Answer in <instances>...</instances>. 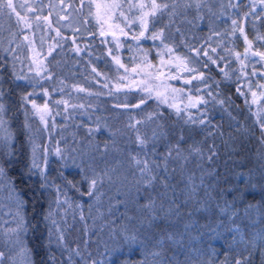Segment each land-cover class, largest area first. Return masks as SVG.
I'll return each instance as SVG.
<instances>
[{
    "label": "trees",
    "instance_id": "1",
    "mask_svg": "<svg viewBox=\"0 0 264 264\" xmlns=\"http://www.w3.org/2000/svg\"><path fill=\"white\" fill-rule=\"evenodd\" d=\"M51 2L43 0V13L55 25ZM67 2L79 23L60 29L41 87L54 96L82 84L88 91L73 96L85 103L87 117L76 108L55 118L46 135L60 155L52 154L43 173L33 169L32 140L43 143L45 132L30 116L0 27V113L12 138L0 142V169L23 203L30 264H106L109 253L113 264H264V215L257 212L264 213V73L248 70L259 60L239 61L243 34L264 53V3L236 0L229 18L219 20L233 31L230 42L203 52L211 32L194 0H155L167 11L149 16L145 30L133 22L129 31L134 10L128 4L123 18V2L112 33L97 20L93 0ZM161 33L163 43L152 39ZM173 56L188 58L194 80L168 83L183 102L204 100L179 113L144 82ZM248 81L261 93L257 107ZM63 153L75 170L63 172ZM108 174L118 176L112 186ZM58 191L67 201H55ZM107 232L115 243L100 240ZM0 264L11 263L3 256Z\"/></svg>",
    "mask_w": 264,
    "mask_h": 264
},
{
    "label": "rangeland",
    "instance_id": "2",
    "mask_svg": "<svg viewBox=\"0 0 264 264\" xmlns=\"http://www.w3.org/2000/svg\"><path fill=\"white\" fill-rule=\"evenodd\" d=\"M194 1L200 8L202 7V5L204 6V12H201V21H207V26H209L208 28L211 32L208 36L209 44L206 46V48L203 49V52H205V49H210L212 52H214L218 47L222 48L224 40L226 42H230V38H228L227 36L232 35L233 31L225 25H222L219 20L229 18V14L233 11L236 0ZM4 2L6 4L7 0H4ZM45 2H48V0H45ZM123 2L124 5L122 4ZM152 2L153 0H93L92 4L95 5V14L97 16V20L100 21L99 23L101 24V26L112 33L113 30L118 31L119 29V18L113 15L117 8L113 7V5H123V18H126V16L128 15L127 13L131 9L136 12L134 13L131 10L133 12V15L130 18L128 24L129 26L125 28L126 31H129V29L133 28V22L140 23L139 20L142 15L144 13L151 12ZM13 4L16 12H19L21 16H26L31 26L25 27L23 22H18V17L16 16V14L5 7L2 11H0V27L3 33H5L4 38L7 44L6 48L8 47L7 52H9L10 61L14 63L15 66L17 81L19 82V84H21L24 95L27 97L26 101L30 111V116L34 117V119L37 120V124L42 128V131L45 132V139L43 143L40 142L39 136L38 138L36 137L32 140L33 169H37V171L43 173L46 169L51 167L49 159L51 158L52 154L55 157L60 155L59 147H57L56 144L52 146L49 143V137H47L46 135L47 129L56 126L54 124L55 118L61 117L63 119H66V112H72L76 108H80L83 115H86L87 117V109L85 107V103L75 99V96H73V94L76 93L75 91H88L82 84L69 85L67 90L63 94L59 93L61 92L60 90H55L56 94L54 96H51V93H49L45 87H41V82L43 81V79L48 77L45 59L50 53H52L54 47L59 45L57 42H62V39L60 37V29L64 27L73 31L79 21L76 19V17H74L73 8L68 4L67 0H52V2L50 3L51 7L54 10V15L57 18V23H55V25H53L52 19L49 17V14L43 13V10L45 9V7L43 6V0H13ZM21 4L25 5V7L21 8ZM128 4L131 5L130 9ZM141 4L144 5L143 8L139 7V5ZM97 5L99 6V8H97ZM30 9H34V11H30ZM37 17L40 18L39 21H37ZM44 17H48V21H45L43 19ZM143 30H145L144 27ZM57 32H59V35H57ZM138 34L141 33L138 32ZM25 37H27V39H25ZM11 40L15 41V45ZM242 41L246 46V50L243 51L244 53L242 54V57L239 59V61L244 64L246 63V60H248L249 65L253 66L257 64V61L259 60L261 62V65H258L254 68H249L248 70H251L255 74L264 73V53L262 51L252 50L249 47L250 42L246 39V36H244V34L242 35ZM19 49L21 50L19 51ZM73 49L77 51L76 46H74ZM180 60L184 61V63L177 64V62ZM162 62L163 64H161L160 69H158V74L154 77L156 79H153L151 76L149 77V82L144 79V82L148 83V85L150 84L152 88H154L156 94L163 93V96H161L160 98L162 101L165 98L167 101L165 103L174 101L173 105H175V107H178L179 109L188 107L193 108L191 106L192 103L197 104L198 102L200 103V101H204L203 98L198 95L194 98L188 97V100L183 102L182 99L179 98L181 96V93H178V91L174 92L173 89L176 90V88H172L171 84L168 83H171L172 81H179L187 84V86L192 85L194 75L192 76L190 74L192 71H188L187 69L193 70V67L190 65L188 58L182 56L178 60L177 57L173 56L168 59H163ZM37 73H39V75ZM172 77H176V79H172ZM140 79H138V81H140ZM188 81L191 82L187 83ZM247 84H249L250 87V100H252L257 107L261 97V93L255 92L252 89V84L249 81ZM253 93H255V96H253ZM68 95H72L73 99H69ZM34 104L35 107H33ZM87 108H89V106H87ZM261 109L264 110V107H261ZM41 116H43V120L41 119ZM11 139L12 138L7 126V122L5 118L1 116L0 142H6L7 140L11 141ZM59 158L60 165H63L64 168L63 172H65L68 168L71 170H75L74 168H72L73 162H75L73 161V158L67 157L66 153H63ZM52 161L55 160L52 159ZM58 173L60 172L58 169H56L55 175L57 176ZM107 177L109 178L110 185L112 186V184H114L113 182H115L116 180L115 178H117L118 176H115L114 174H108ZM8 184L9 183L7 182V180H5L2 171H0V253H3V256H6L7 260L10 261L11 264H30L32 256H30V251L25 241L24 234L26 233L27 226L25 214L23 213V203L17 193L15 194V192L12 191L11 188H8ZM90 189H93L92 184L91 186H87V193L90 192ZM58 193H60V195L56 196L55 201H67L65 195L61 194L60 191H58ZM126 208L128 209V206H126ZM61 210L63 211L64 209ZM139 212L140 211L138 210L136 213ZM257 212L259 213V217L261 215H264L261 209H258ZM125 215H127L128 217L130 216L128 210L125 211ZM61 216L62 218H64L63 213L61 214ZM52 224L53 228H56V226H58L54 223ZM59 230L60 227L57 231L59 232ZM114 235L115 234H110L109 232H107V234L100 236V240L115 243ZM61 237L60 242H63L64 239L63 237L61 239ZM2 257H0V262ZM113 259L114 254L109 253L105 256V263L113 264Z\"/></svg>",
    "mask_w": 264,
    "mask_h": 264
},
{
    "label": "snow or ice",
    "instance_id": "3",
    "mask_svg": "<svg viewBox=\"0 0 264 264\" xmlns=\"http://www.w3.org/2000/svg\"><path fill=\"white\" fill-rule=\"evenodd\" d=\"M262 3H264V0H261ZM82 3H83V0H82ZM5 7H7V9L11 10V12L15 13L16 16L18 17V22H23L25 27H30V23L28 22L26 16H21L19 12H16V9L14 7V4H13V0H7L6 4L4 2V0H0V11H2ZM21 8L25 7V5L21 4L20 5ZM113 7H116V8H119V7H122V5L120 4H115L113 5ZM140 8H143L144 5L141 4L139 5ZM97 8H99V6L97 5ZM151 12L150 13H144L142 15V17L140 18L139 22L140 24L142 25V27H144L145 29L147 28L148 26V22H149V16H155L157 14V12H164V11H167V5H162V4H157L155 2V0H153L152 4H151ZM30 11H34V9H30ZM89 15L91 16L92 15V12L90 11L89 12ZM121 15H123V13H121ZM39 17H37V21H39ZM45 21H48V17H44L43 18ZM235 23V22H234ZM105 33L104 32H101V35H104ZM57 35H59V32H57ZM141 36L144 35V32L142 31ZM25 39H27V37H25ZM137 39H139L137 37ZM153 40H161V42L163 43V40H162V33L161 34H156L152 37ZM77 51H79V49H77ZM169 52H172V49L169 48L168 49ZM214 51V50H213ZM206 54V53H205ZM115 59V58H114ZM178 60L180 59L179 57L177 58ZM116 63L119 64V60L117 59L116 60ZM180 63H184V61H180ZM188 71H193L191 69H187ZM93 71H95V69H93ZM39 75V73H37ZM172 79H176V77H172ZM196 79H203V75L201 74L200 76L196 77ZM191 81H188L187 83H190ZM146 91L149 93V95L151 94V90L150 89H146ZM173 91H178V90H175L173 89ZM237 91H239V89H237ZM161 96H163V93H157V98L160 99ZM253 96H255V93H253ZM25 99H27V97H25ZM163 102H167L166 101V98L163 100ZM202 102V101H200ZM145 101L142 99L140 101V104H144ZM140 105H133V107H139ZM173 107H175V105H172ZM192 107H196V104L195 103H192L191 104ZM33 107H35V104L33 105ZM0 108H2V105H0ZM177 112L179 113L180 112V109L177 107ZM41 119L43 120V116H41ZM201 124L205 123L204 121H200ZM138 141L140 144H144L145 143V140L141 137H137ZM177 151V153H179L180 149L177 147L175 149ZM137 163L139 164L140 162L137 161ZM144 170H147V164H145V169ZM142 170V171H144ZM0 171H2V169H0ZM95 180L92 181V187H95ZM89 194H91V189H90V192ZM62 239V237H61ZM134 239V238H133ZM79 254V253H77ZM3 256V253H0V257ZM93 264H96L95 261H93ZM237 264H241L240 261H237Z\"/></svg>",
    "mask_w": 264,
    "mask_h": 264
}]
</instances>
